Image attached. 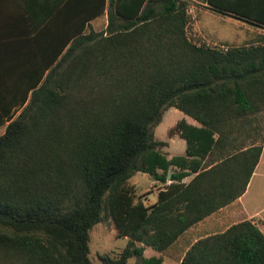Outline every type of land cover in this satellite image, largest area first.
Segmentation results:
<instances>
[{
    "label": "trees",
    "instance_id": "16d2710c",
    "mask_svg": "<svg viewBox=\"0 0 264 264\" xmlns=\"http://www.w3.org/2000/svg\"><path fill=\"white\" fill-rule=\"evenodd\" d=\"M40 2L28 25L54 23L59 43L19 97L0 96V264H94L89 230L104 217L126 242L100 264H162L144 247L163 253L235 200L258 162L264 38L224 50L193 43L189 0ZM103 14L104 28H91ZM168 107L198 123L168 130L185 142L170 157L152 133ZM134 172L161 185L152 203L129 183ZM179 264H264V233L232 223L190 243Z\"/></svg>",
    "mask_w": 264,
    "mask_h": 264
},
{
    "label": "crops",
    "instance_id": "0c3cea01",
    "mask_svg": "<svg viewBox=\"0 0 264 264\" xmlns=\"http://www.w3.org/2000/svg\"><path fill=\"white\" fill-rule=\"evenodd\" d=\"M192 3L199 5L195 13L193 9V18H191L193 24L199 26L198 14L200 12L215 18L225 28L222 29L215 25L208 28L209 30L204 26H199V28L206 34L212 33L213 37L224 43H235L240 39V33L245 36L246 32H260V29L264 28V0H209V2L207 0H189L187 6L192 5ZM41 5L40 0H0V96L6 103L20 96L24 82L29 78L30 67L44 62L42 59L44 58V50L47 51L45 52L47 57H50L59 43V30L54 23L35 30H31L28 25L29 19L35 17L37 8ZM189 22L190 19L188 24ZM236 28L243 31H237ZM38 52L42 57L39 56ZM169 108L171 107L167 109ZM18 111L15 112L14 116ZM171 115L173 123L166 130L165 137L162 139L153 135L154 139L166 142L162 151L167 157L176 155L173 154V150H170L171 141L175 138H181L176 132L168 134V130L175 122L183 118L191 125H198L196 121L177 109L171 112ZM5 124L0 125V127H5ZM183 144L185 147L184 140ZM184 147L181 152L179 148L177 149L179 154L183 153ZM186 177L190 178V176ZM156 183L158 182H152L156 189L150 192L149 197L141 196L143 203L150 204L156 199V193L161 186L160 184L156 186ZM130 184L133 185L131 182ZM151 194H154L153 200L150 199ZM246 219L255 222L264 233V144L244 192L232 202L188 227L171 245L183 238L188 246L201 236L221 232L232 223ZM187 246H184V251ZM162 254L147 246L143 249V255L146 257L158 255L162 257Z\"/></svg>",
    "mask_w": 264,
    "mask_h": 264
},
{
    "label": "rangeland",
    "instance_id": "374dc122",
    "mask_svg": "<svg viewBox=\"0 0 264 264\" xmlns=\"http://www.w3.org/2000/svg\"><path fill=\"white\" fill-rule=\"evenodd\" d=\"M194 13L199 7L192 3ZM196 19V16H195ZM106 22V18L104 15L98 16L90 21V26L94 30H99L104 28ZM198 25L204 26L207 29L211 28L212 26H219L220 28H225V26L217 22L215 18L210 16L204 15L202 12L198 14ZM197 24H193V20L190 18V22L187 26V35L188 37L195 41L200 42L201 44L205 45L206 42L223 44L225 46L228 45H240L244 43H254L260 38H264V28L260 29V32H249L245 33V36H242L240 33V39L235 43H224L215 37L212 36V33H204L201 28H199ZM209 30V29H208ZM237 31L242 32L240 28H236ZM176 109L171 107L164 110L162 118L160 122L152 128L153 135L157 138H164L166 134V130L171 126L173 123L171 112H174ZM4 131V127H0V134ZM264 134V131H262ZM259 137V136H258ZM184 147L183 140L181 138H175L171 141L170 150H173V154H179L178 148L180 152ZM163 146L160 147L162 151ZM163 152V151H162ZM164 153V152H163ZM189 177H185L184 181L188 180ZM129 181L135 185V192L136 194L142 193L143 196H150V192L156 187L152 185L153 180L151 179L150 175L145 172H134L132 176L129 178ZM129 182V183H130ZM156 186H159V183H156ZM145 199V198H144ZM143 199V200H144ZM151 200L154 199V194H151ZM146 200V199H145ZM126 238L125 237H118L116 235V231L113 227V224L109 218H103L100 222L95 223L89 230V240H88V258L94 264H100L99 255L107 254L110 257H115L118 255L120 250L125 245ZM188 243L184 241L183 238L178 240L175 244L168 247L166 250L163 251L162 258L163 264H179V258L184 251V248L187 246ZM185 246V247H184ZM125 264H140L137 258L134 256L127 259Z\"/></svg>",
    "mask_w": 264,
    "mask_h": 264
},
{
    "label": "built area",
    "instance_id": "2783aa9c",
    "mask_svg": "<svg viewBox=\"0 0 264 264\" xmlns=\"http://www.w3.org/2000/svg\"><path fill=\"white\" fill-rule=\"evenodd\" d=\"M185 13L188 15L189 19L190 18H193V15H192L193 14V6L192 5L187 6L185 8ZM192 42L195 43V44H197V45H200L201 44L200 42H195L193 40H192ZM205 45H207V46H216V47H218V48H220L222 50L226 49V46L225 45H223V44H217V43H214V42L211 43V45L209 44V42H206Z\"/></svg>",
    "mask_w": 264,
    "mask_h": 264
},
{
    "label": "water",
    "instance_id": "95a60500",
    "mask_svg": "<svg viewBox=\"0 0 264 264\" xmlns=\"http://www.w3.org/2000/svg\"><path fill=\"white\" fill-rule=\"evenodd\" d=\"M170 177V169L167 170L166 172V181H169Z\"/></svg>",
    "mask_w": 264,
    "mask_h": 264
}]
</instances>
